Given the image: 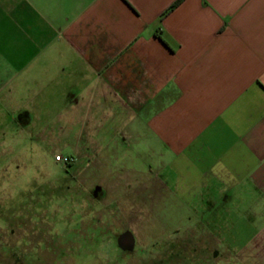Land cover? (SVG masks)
I'll return each instance as SVG.
<instances>
[{
	"label": "crops",
	"instance_id": "obj_1",
	"mask_svg": "<svg viewBox=\"0 0 264 264\" xmlns=\"http://www.w3.org/2000/svg\"><path fill=\"white\" fill-rule=\"evenodd\" d=\"M179 1L0 0V140L67 146L84 187L188 210L213 251L264 240V0Z\"/></svg>",
	"mask_w": 264,
	"mask_h": 264
},
{
	"label": "rangeland",
	"instance_id": "obj_2",
	"mask_svg": "<svg viewBox=\"0 0 264 264\" xmlns=\"http://www.w3.org/2000/svg\"><path fill=\"white\" fill-rule=\"evenodd\" d=\"M7 132L0 140V264H264V240H255L253 226L230 225L213 251L212 242L188 239L191 228H203L184 224L188 210L109 203L105 186L82 185L85 162L56 161L69 155L67 146Z\"/></svg>",
	"mask_w": 264,
	"mask_h": 264
},
{
	"label": "built area",
	"instance_id": "obj_3",
	"mask_svg": "<svg viewBox=\"0 0 264 264\" xmlns=\"http://www.w3.org/2000/svg\"><path fill=\"white\" fill-rule=\"evenodd\" d=\"M56 161L58 163H62L64 165H66V166H71L76 162L75 158H73L72 156H69V155L68 156L57 155Z\"/></svg>",
	"mask_w": 264,
	"mask_h": 264
},
{
	"label": "trees",
	"instance_id": "obj_4",
	"mask_svg": "<svg viewBox=\"0 0 264 264\" xmlns=\"http://www.w3.org/2000/svg\"><path fill=\"white\" fill-rule=\"evenodd\" d=\"M182 1V0H181ZM181 1H179L175 6L172 7V9H174Z\"/></svg>",
	"mask_w": 264,
	"mask_h": 264
}]
</instances>
